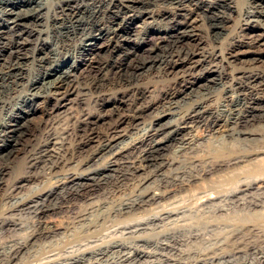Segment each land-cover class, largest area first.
I'll return each instance as SVG.
<instances>
[{"label":"bare ground","instance_id":"obj_1","mask_svg":"<svg viewBox=\"0 0 264 264\" xmlns=\"http://www.w3.org/2000/svg\"><path fill=\"white\" fill-rule=\"evenodd\" d=\"M238 1L0 0V117L1 113L3 114L2 111H6L5 114H7L6 120L0 122V175L6 167L2 164L3 160H7L6 158L15 151L23 152V159L19 165L17 164L15 174V180L20 182L29 177L38 176L39 172L54 173L53 175L61 173L63 171L61 166L71 161L70 158L75 151L83 149L93 141L100 143L99 149L88 152L89 155L87 154L86 159L82 161L83 166L86 167L84 169H87L84 175L79 172L77 166L76 168L72 166L73 169L67 167L68 170H64L61 178L57 177L52 181L53 178L50 185L35 187L30 194L21 196L20 200L14 203L16 207L11 205L13 208H23L32 201L37 202L32 210L36 216L33 222L35 227L24 240L22 239L23 241L20 239L21 243L19 240V244L17 243L18 245L8 255L10 260L17 258L20 252L25 251V248L27 249L32 244L31 241H35L39 236L52 234L56 226L48 217L52 213H58L71 199H78V197L81 199L99 190L111 176L118 179L123 174H137L144 168L151 169L152 176H157L165 166L173 163L175 159L169 155L173 148L172 145L186 138V132L180 125L173 128L170 138L165 142L149 141L151 135L147 131L144 134L145 138L143 137L144 139L138 144L117 151L114 149V132L125 123L135 128L138 118L147 113L150 108L159 109L163 101L175 103L189 86L218 79H229V74L231 75L232 72H228L225 65L217 66L214 63L215 60H222L226 65L237 64V68L231 75L233 83L223 84L225 93L237 91V96L231 103L232 107L226 113L228 119L232 118L231 122L237 126V129L224 134L226 138H234L236 144L216 147L218 149L210 147L207 151L203 148L206 154L200 156L202 161L197 158L201 162V166H198L199 171H197L200 175L187 174L189 180L194 182L199 176L203 178L206 175L224 171L228 167L237 168L236 166L242 162L251 163V160H255L258 155L264 156V137L260 139L261 141L256 137L257 134L263 135L264 129L260 133L257 129L241 128L259 116L264 118V67L259 68L257 65L259 62H264V32L256 33L258 30L264 31V0H247L243 6H240ZM169 6H173V10H170ZM198 15L206 21L213 44L210 49L203 52L202 58L195 59L197 46L196 43L191 42V39L195 40L191 32L194 26L192 18H197ZM141 18L150 19L155 23L164 22L166 27L162 32H156L153 27L146 26L142 32V41L137 43L135 39L136 22ZM228 22H232L233 25H228ZM45 25L48 26L47 30L43 28ZM72 41H77L76 48L72 51L74 53L76 51L79 57L77 66L84 67L85 77L93 76L94 73H99L101 69L106 68L112 70L113 73L116 72V82L107 83L110 84L108 87L111 89L108 90L107 87L103 90L101 82L92 85L80 84L73 76V70L62 68L66 65L65 61L69 52H72L70 50L74 48ZM247 45L255 50H243V47ZM107 52L111 53L110 56L104 55ZM186 63L192 64L186 70L177 72L179 64L186 66ZM152 69L162 71L166 75V80L162 83L157 81L158 78L147 83L138 81L141 71ZM198 70H201L200 76L195 75ZM51 75H54V81L49 85L50 88L52 87L50 90L43 93L34 92L38 90L32 91L39 85L37 82L41 77ZM38 102L40 104H37ZM91 103L94 106H91ZM201 107V103H195L190 111L180 113L181 122H195L198 130L210 134L213 126L225 119L222 113L212 107L208 110H201ZM39 109L40 116L34 117V123H30L33 118L30 114ZM164 117L160 114L153 118L152 131L157 133L161 131L159 126L163 123ZM245 144L246 146H242ZM106 153L111 155V161L105 165H94L96 159ZM259 160L263 161L262 165ZM258 161L253 163L254 171H258L256 174L253 172L254 175L252 169L249 170L252 175L243 176V173L242 177L236 171L234 173L232 171L233 175L228 171L229 173L223 175L222 181H214V186L211 183L200 187L194 192L195 194H192L195 196L197 209L202 208L205 212L215 209L223 210L225 209L224 204L236 203L238 198L246 195L240 196L241 191L259 189L261 187L259 184L264 182V157ZM183 168L181 166L177 174L186 173L187 170ZM57 171L59 172L56 173ZM149 178L148 175L147 179ZM183 188H179L178 191H183ZM174 195L176 192L156 194L142 191L135 199L131 197L122 200L115 212L126 214L140 206L149 205L156 199H158L156 202L159 201V197L166 199ZM256 195L261 196V192ZM216 200L220 202L216 203ZM253 204L255 205V201ZM159 206L155 209L151 207V210L155 212L149 213L147 218L135 219L137 217H133L134 222L133 220L127 222L130 219L124 220L123 230L152 223L155 219L160 220L161 213L165 212L168 215L173 213L174 215L178 214L179 210H183L180 209L181 204H176L178 211H175L176 207H168V204ZM160 211L161 213L158 214ZM181 213L180 216L178 215L180 218L175 219L176 222L179 219L190 218L186 216L187 213L183 211ZM132 214L135 216V212ZM228 214L226 217L213 218L214 221L202 223L191 219L189 222L185 220V225H175L176 229H182L180 233H177L178 235L175 233L178 230L156 232L153 239L143 235L132 236V238L113 235L109 240L102 239L101 242L97 240L90 247L85 246L86 248L78 249L75 253L69 252L70 254L64 257L50 259L51 264H83L87 259L90 260L86 264H131V261L140 253L151 252L146 250L147 246L158 247L162 243L167 245V241H163L162 238L172 241L181 239L186 243L189 242L188 245H193L194 248L191 251H195L202 257L190 264H264V247H262L263 250L259 248L260 251H256L259 255L249 260L241 259V261L236 257L227 256L228 254L222 250L219 255L215 253L216 249L226 246L236 252V244H238L236 238L239 239L241 234L246 236V234L257 232L260 235L264 231V220L258 221L260 218L248 221L242 220L243 218L238 217L236 213ZM208 215L211 216L207 213ZM238 219L241 220L239 224L237 223L240 227L242 226L240 231L236 229ZM12 220L9 217L0 222L8 227ZM208 225L227 226L225 230L223 228L226 236L222 232L227 240L224 242L221 239L223 243L217 244L216 237L221 235V231H211L213 235H209L206 241L212 239V243L208 245L205 242L204 246L206 236L204 234L208 232L204 229ZM121 233L123 234V231ZM130 248L135 250L134 254L129 253ZM122 250L126 252L119 253ZM189 251L187 249L186 252ZM117 253L121 254V263L113 261ZM194 254L195 257L196 254ZM180 258L173 255L165 259L148 260L144 263L183 264Z\"/></svg>","mask_w":264,"mask_h":264},{"label":"rangeland","instance_id":"obj_2","mask_svg":"<svg viewBox=\"0 0 264 264\" xmlns=\"http://www.w3.org/2000/svg\"><path fill=\"white\" fill-rule=\"evenodd\" d=\"M238 2L240 4V6H243L246 4L247 0H239ZM169 7H170L169 8L170 10H173V8H172L173 6H169ZM51 13H52V11H51ZM192 21L194 23V26L192 28L191 34L193 35L192 37L195 40L191 39V42L196 43V46H197V49H196L197 54H196L195 59H200V58H202L203 52L211 48L213 41H212V37H210L211 35L207 29L206 21H204V19L202 17H200V15H198L197 18H192ZM163 23L164 22H156L155 23L154 21H152L150 19H145V18L144 19H142V18L138 19L136 22V32L137 33L135 34V39H136L137 43L142 41V32L144 31V28L146 26L153 27V29H155L156 32H158V31L162 32L163 29L166 27V24L165 23L163 24ZM227 24L233 25L232 22L231 23L228 22ZM43 28L45 30H47L48 26L45 25ZM262 32H264V31L258 30L256 33H262ZM76 43H77V41H72V46H74V48H72L70 51L75 50L76 45H77ZM1 46L3 47V45H1ZM253 49L254 48L252 46H249V45L243 47V50L251 51ZM111 52L114 53V51H111ZM119 53H121V52H119ZM110 54L111 53L107 52L104 55L110 56ZM78 58L79 57H78V55H76V51H75V53L73 51L69 52L67 60L65 61L66 65H63L62 68L65 70L70 69V71L73 70L72 74L80 84L92 85L95 83L97 84V82H101V86H103L104 87L103 90H105V88H107L108 85H110V84H107L108 82H111V81L116 82V80H117L116 72L113 73L112 70L107 69V68H106L107 71H104L106 69H101L102 71L100 70L99 73L96 72L93 74V76H88V77L86 76L85 77L86 71H85L84 67L83 66H79V67L77 66V64L79 63ZM214 63L219 67H222L225 65V68L227 69V71L230 73L232 72V74L234 73L235 69L237 68L236 63H231L229 65H226L222 60H219V61L215 60ZM191 64L192 63H186V66H182L181 64H179V66L177 68V72H182V71L186 70ZM257 65L259 66V68H263L264 62H259V63H257ZM195 75L200 76L201 70L196 71ZM231 75L229 74V79H218L216 81H209L206 83L203 82L200 84H196L194 86H189L185 90V93L179 99H177L175 103H170L169 101H163V105L159 109L150 108L147 113H145L144 115H142L141 117L138 118L139 119L138 124L135 128H132V126L129 123H125V124H122L121 126H119L118 129L116 130V132H114V136H115V140H114L115 148L114 149L116 151L127 148L128 146L138 144L142 139L145 138L144 134L147 131H148L149 135H151L150 136L151 138L149 141L153 140L157 143L165 142L170 138V136L172 134V130H173V128L176 127V125H180V127L184 128V131L186 132V138L184 140H180L177 143H175L174 145H172L173 148H171L169 155L171 158H173L175 160L170 165L165 166V168L161 172H159V174L157 176H152L151 169H149V168L148 169L144 168L142 170H139L137 172V174L136 173H134V174L133 173L132 174L131 173L123 174L124 176L122 175L118 179H114V178H112L113 176H111V177H109L107 183L105 182V184H103V186L99 190H97V191H95V192H93L87 196H83V197H81V199H80V197H78V199L77 198L71 199L70 202L66 203L67 205H65L66 207L64 206L65 208L63 207L58 213H56V214L52 213L48 217V219H51V221H52L51 223L54 226H56L55 227L56 230L54 232H51L52 234H44V235L39 236L35 241H31L32 244L29 245L27 247V249L25 248V251L24 250L21 251L17 258L12 259L13 261L10 260V256H8V255H10L12 250L16 247V245L19 244V240L20 239L24 240V238L28 236L29 232H31L34 229L35 224H33V222H35L36 216H34L35 213H33L34 211H32V210L34 209L33 207L37 205V202L32 201L28 206L24 205L25 207L23 206V208H21V207L20 208L19 207L13 208V207H16V206H14L15 205L14 203H16V201H19L21 196H24L25 194H30L31 193L30 191H32L35 187H40L43 185H50V182L56 180L57 177L61 178L63 176L64 170H68V168H70V167H71V169H73V168H76V166H77L78 170H80L79 172L84 175L87 172V169H84L86 167H85V165L83 166L82 161L84 159H86V157L89 155V153H91L93 151H97L99 149L100 143L97 141H93L90 144H88L87 146L83 147V149H81L79 151H75L74 152L75 155L73 154L74 157L72 155L70 158L71 161H68L67 164L65 163L63 166H61V168L63 170V171L61 170L62 172L60 171L61 173H58L59 171H57L56 173H58V174L55 173L56 175H53L54 173L52 174V173L39 172L38 176H36L34 178L29 177V178L24 179L20 182H17L15 180V174L17 172V167H18L19 163L23 159V152H21V151L12 152L10 154V156L8 158H6L7 160H5V161L3 160L2 164H3V166H6V167H4L2 174L0 175L1 176L0 177V221H3L4 218H9V217H11V219H13L11 221L12 223L8 224V227H7V225H3L0 222L1 223V225H0V262L5 260V259L9 260L8 262L5 260V261L1 262L0 264H4V262H5V264H44V263L45 264H51L50 259H54V258L60 257V256L64 257L66 255H69L70 253H73V252L75 253L76 251H78V249L82 250V248L84 249L86 247H90V245H93V243L95 244L97 240H99L98 242H101L100 240H102V239L103 240H109L113 235L114 236L116 235V237H120L121 235H123L124 237H128V238H132V236L143 235V236H146L147 238L153 239L155 237L154 235L156 234V232H160V231H166V230L176 231V230H178V232L177 231L175 232L177 234V233H180L182 229L181 230L176 229L175 225L176 224L185 225L186 221L189 222V219L195 220L198 222L201 221V223H202L204 221L205 222L211 221V220L214 221V219H216V218L219 219L220 217L221 218L224 216L226 217L229 215L228 213H230V214L236 213V214H238L237 215L238 217L243 218V219L241 218L242 220H248L249 221V219H250V220L254 221L253 219L258 220V218H260V220H258V221L264 220V214H263L264 213V194H263L264 193V182L259 184V186H261L262 188L260 187L259 189L257 188L256 190H255V188H253L251 190L249 189V190L241 191L240 196L243 194H246L243 197L247 198V199H244L241 196L242 198L241 197L238 198L236 203L224 204L223 207L225 209H223V210L215 209L216 211L212 210V211H208V212L206 211L205 212L202 208L197 209V204H196L197 202L195 200V196L192 195V194H195L194 192H196L200 187H203L204 185L206 186L207 184L212 183L211 185L214 186V184H213L214 181H222L224 179V178H222V177H224L223 175H226L225 173L230 172V174L233 175L234 171H236V172L241 174L240 177H242L243 173H244L243 176H247V174L248 175L251 174V171H252V174H253V172L256 174L258 171L257 172H256V170L254 171L253 163L259 162L260 160L258 161V159L262 160V158L264 157L262 154H261L262 156L258 155L259 156V157L257 156L258 158L255 157L256 158V159L254 158L255 160H251L252 161L251 163L245 161V162L240 163L239 166H236L237 168H233V167L229 168L228 167L224 171L221 170L222 173L220 171H219L220 173L215 172L216 175H215V173H212L210 175H206L203 178L199 176L198 180L194 181V182H192L193 180L190 181L189 176H187V174L191 175L194 173L196 175L197 174L200 175V173H198L197 171H199L198 168L201 166L200 161H202L201 160L202 154L204 155V153H205V151H203V148H205L207 151L210 147L215 149L216 147H219V146L220 147L230 146V144L232 146L236 142V140L234 138H232V137L226 138L225 137L226 135H224L227 133H231L234 129H237V126H235L234 123L231 122L232 118L230 117L228 119L227 118L228 115L226 116L228 109L232 107L231 106L232 100H234L237 96L236 90L230 91L228 93L224 92V85L223 84L230 85L231 83H233V80H231L233 77ZM156 79H157V81H159V82L161 81V83H162L166 80V75L158 69H152V70H143L140 72V74L138 76V81H140L141 83H147V82H150L152 80L155 81ZM52 81H54V75L43 76L40 78L39 82H37V84H39V85L36 86V88L33 89L32 91L38 90V91H34V92L43 93L46 90H50L52 87L50 88L49 85ZM103 83H104V85H103ZM115 86H117V85L115 84ZM117 87H119V86H117ZM109 88L110 87H108V90H109ZM30 90H31V88H30ZM195 103H201L202 104L201 110H208L209 108L212 107L217 112L222 113L223 114L222 116H224V119L226 121L223 119L220 120L219 124L213 126V129H212L213 131L210 134L202 133L200 130H198V128L195 127V122H191V121H188L187 123L181 122V117H180L181 114L185 113L186 111L188 112V110L190 111L192 108V105ZM37 104H40V102H38ZM92 105L93 104L91 103V106ZM2 112H3V114L1 113L2 118L0 117L1 123L6 120V116H7V114H5L6 111H2ZM160 114H163L165 117L162 121L163 123L161 124V126H159V129H161V131H159L157 133V132L152 131L151 126H152L153 118H155L156 116H158ZM39 116H40V109L35 111L33 114H30V117L31 118L33 117L30 120V123H34V121H35L34 117L38 118ZM241 128L242 129L248 128V129H253V130L257 129L258 132L261 133L262 129H264V118L259 116L255 120H251L249 123L245 124V126L243 125ZM256 137H257V139H259V141H261L260 139H263L264 134L263 135L257 134ZM210 139H212V140H210ZM204 143H205V145H201ZM251 143H254V142L251 141ZM222 144H224V145H222ZM203 146H205V147H203ZM242 146H246V144L242 145ZM216 149H218V148H216ZM137 154L138 153H136V155ZM191 158H193V159H191ZM197 158L198 159L200 158L199 159L200 161L197 160ZM110 161H111V155L106 153V154L102 155L101 157L97 158L96 163H94V165H96V164L105 165L107 162H110ZM261 162H263V161H260V164H261ZM138 164L142 165V163H140V162H138ZM72 166H73V168H72ZM181 166L184 167L183 170H185V171L187 170L186 173L184 172L185 173L184 177H183L184 173H180V175H179V173L177 174V171L179 170V168ZM233 169H235V170H233ZM244 169H247V170H244ZM250 169H252V170L249 171ZM232 171H233V173H232ZM246 171L249 173H247ZM187 172H189V173H187ZM40 173H42V174H40ZM41 175H42V177H41ZM128 175H130V176H128ZM148 175L150 177L149 179H147ZM50 176H51V178H50ZM181 176H182V178H181ZM119 179L121 180V182ZM111 180H112V182H111ZM181 187H184L183 188L184 190L178 191V189ZM260 190H262V191H260ZM142 191H146V192H150V193H156V194H159L162 192L164 194H165V192L167 194L169 192H171V193L176 192L177 196L174 195V196H171V197L166 198V199L165 198L160 199V197H159V201H157V202H156V200H158V199L154 200L149 205L140 206L136 210L135 209L132 210L135 212V216H134V214H132V213H134L132 211L126 212V214L125 213L121 214V213L115 212V210L117 208H119V204H120V202H122V200H125L127 198H131V197L135 199L138 194L140 195V193H142ZM244 191H246V192L248 191V192L246 193ZM256 192H258L259 194L261 192V196L256 195V194H258ZM254 195L257 197H255ZM243 199L245 200V202L243 201ZM253 199H255V200H253ZM76 200H78V201H76ZM246 200H248V201H246ZM251 200H253V202ZM192 201H194V202H192ZM254 201H255V205L253 204ZM217 202H220V200H216V203ZM221 202H223V201H221ZM68 203H70V204H68ZM248 203H250V204H248ZM162 204L164 206H166L168 204V207H176V204L177 205L181 204L182 208H180V209H183L181 211H183L184 213H187L188 215L186 214V216L187 217L189 216L190 218H187V220L186 219H181V220L179 219V221L176 222L175 219H177L180 216V214H182L180 210H179L178 214L173 215V213H171L170 214L171 216L166 214L165 212L161 213V211H160V212H158V214L159 213L162 214V215L160 214L161 215L160 220L155 219L152 223L141 224V225H138V227L135 226V227H130V229L126 228V229H124L125 231L123 230L122 225L125 224L124 220L130 219L131 221L128 220L127 222H132V220L134 222L135 219H141L142 217L147 218L149 213L152 214L155 212V210H151V207L155 209L156 207H160L159 205H162ZM195 204H196V206H195ZM233 204L234 205L236 204V205L234 206ZM11 205H13V207ZM11 207H12V209H11ZM190 207L191 208L193 207L192 210ZM199 207H201V206H199ZM226 207L228 208L227 210H226ZM15 209H17V210H15ZM178 209L176 207L175 211L176 210L178 211ZM214 211H215V213H214ZM211 212H213L214 214H212ZM129 213H130V215H129ZM207 213L210 215L212 214L211 216L208 215L210 217L209 219H208ZM201 216H202V218H201ZM133 217H137V218L134 219ZM203 218H204V220H203ZM183 220H184V222H181ZM238 220H237L236 224L237 223L239 224L241 221V220H239V221ZM142 225H144V226H142ZM87 226L90 228H88ZM217 226L218 225H208L205 227L204 230H206V232L207 231L208 232L204 234V236L206 235L205 241L203 240L204 246L206 245V243H208V245H209V243H212V239H211V241L210 240L206 241V238L209 237V235H211L213 231L214 232L215 231H219V232L221 231L220 234L223 236L222 237L221 235H219L216 237L219 240V242H218V240L215 241L216 238L213 240V241L217 242V244L218 243L221 244V243H223L222 241L225 242L227 240V238L224 237V235L226 236V234H224L225 233L224 230L226 229L227 226L223 227L222 225H219L218 228H217ZM238 227H239V229H238ZM223 228H224V230H223ZM241 228H242V226L240 227V225L236 226V229L238 231L242 230ZM88 229H90V230H88ZM127 229H129V230H127ZM133 230H135V232H131ZM122 231H123V234L121 233ZM222 232L224 235L222 234ZM255 233H257V232H255ZM255 233H252V234L249 233V235L246 234V236L245 235L242 236L243 234H241L239 236V239L236 238V241H237L236 243H238V244H236V252H233L232 250H230V247L226 246L227 248L225 247V248H221V249H216L215 253L219 255V254H221L220 251L222 250V252L224 251L225 253L228 254L227 256L236 257V259H238L239 261H241V259L242 260H249V258L252 259L256 255H259V253L257 254V252L260 251V249L263 250L262 247H264V239H263L264 235H262V234H264V231L262 232V234L260 233V235L258 233L257 234H255ZM252 236H253V238H252ZM180 237H183V236H180ZM211 237H213V236H211ZM221 239H222V241H221ZM21 240H20V243H21ZM162 240L167 241V245L164 244L165 245L164 246L162 243L158 247H154V246H150V245H149L150 247L147 246L146 250L151 251V252H147L146 254L140 253L139 255H137L134 258L137 261L133 259L131 261L132 262L131 264H140V263L145 264L144 262H147L148 260H157L160 258L165 259L167 256L172 257L173 255L177 256V257L179 256V258L181 256H183V258H180V260H182L183 264H190V263L194 262V260L196 261L199 257H202L198 253H197L198 254L197 255L195 253V251H193V250L191 251V249H193L194 247H192L193 245H188L189 242L186 243V242H184V240H181V239H177L179 241H177L176 239H175L176 241H172L171 239H165L164 240L162 238ZM188 240H190V238H188ZM191 240H193V238H191ZM261 240H263V241H261ZM131 241H133V240H131ZM261 243H262V245H261ZM186 244L188 247L186 246ZM162 245H163V247H162ZM132 246H133V244H132ZM244 246H245V248H244ZM237 248L240 250H238ZM130 249H131V251H129V253L134 254L135 250L133 248H130ZM187 249L190 250L189 251L190 253L186 252ZM124 250H127V249H124ZM124 250H122L119 253H122V252L125 253L126 251H124ZM119 253L115 254L113 261L115 260V262L121 263L120 261H122V259L120 258L121 254H119ZM238 253H240V254H238ZM151 254H153V255H151ZM193 254L195 255V257L193 256ZM187 255H188V257H187ZM237 255H239V256H237ZM7 257L9 259H7ZM48 260H50V261L48 262ZM88 260H90V259H87L84 261V263L83 262L82 263L86 264ZM183 260H185V261H183Z\"/></svg>","mask_w":264,"mask_h":264}]
</instances>
